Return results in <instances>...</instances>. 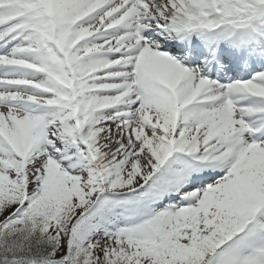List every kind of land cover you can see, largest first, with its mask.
I'll return each mask as SVG.
<instances>
[{
  "label": "snow or ice",
  "instance_id": "6c2138e0",
  "mask_svg": "<svg viewBox=\"0 0 264 264\" xmlns=\"http://www.w3.org/2000/svg\"><path fill=\"white\" fill-rule=\"evenodd\" d=\"M0 264H264V0H0Z\"/></svg>",
  "mask_w": 264,
  "mask_h": 264
}]
</instances>
